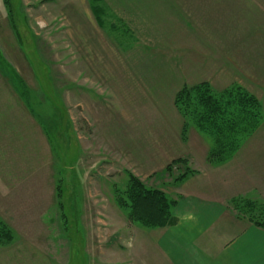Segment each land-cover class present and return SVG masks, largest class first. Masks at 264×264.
<instances>
[{
  "label": "rangeland",
  "instance_id": "obj_1",
  "mask_svg": "<svg viewBox=\"0 0 264 264\" xmlns=\"http://www.w3.org/2000/svg\"><path fill=\"white\" fill-rule=\"evenodd\" d=\"M254 2L105 0L101 28L89 0H5L14 32L0 33V218L16 239L0 240V264L137 259L139 237L161 230L136 229L114 192L134 173L177 201L198 163L158 170L155 146L182 130L174 101L185 86L244 88L231 61L244 46L236 25L263 0ZM229 205L264 218L257 192Z\"/></svg>",
  "mask_w": 264,
  "mask_h": 264
},
{
  "label": "crops",
  "instance_id": "obj_2",
  "mask_svg": "<svg viewBox=\"0 0 264 264\" xmlns=\"http://www.w3.org/2000/svg\"><path fill=\"white\" fill-rule=\"evenodd\" d=\"M244 16L236 25L244 46L241 55L237 52L231 62L241 73L244 89L264 97V0ZM251 21L254 22L252 27ZM12 31L10 12L5 0H0L2 38ZM115 59L121 60L118 56ZM0 71V79L8 78L6 70L1 68ZM109 76L107 80H117L116 74ZM239 77L238 73L236 78ZM261 106L263 118L259 128L233 160L218 167L208 166L209 142L195 130H188L186 141L182 139V130L161 136V145L157 141L155 146L160 155L158 170L189 156L196 160L199 170L178 188L174 222L152 229L161 232L150 242L139 237L136 249L139 256L131 264H264V228L236 216L229 205L232 200L251 192L264 198V104ZM148 166L156 167L153 158ZM132 224L138 229L139 224Z\"/></svg>",
  "mask_w": 264,
  "mask_h": 264
},
{
  "label": "trees",
  "instance_id": "obj_3",
  "mask_svg": "<svg viewBox=\"0 0 264 264\" xmlns=\"http://www.w3.org/2000/svg\"><path fill=\"white\" fill-rule=\"evenodd\" d=\"M89 1L96 22L104 28L102 17L105 15L101 3L105 0ZM174 104L184 118L183 141L187 140L189 126L192 124L209 142L207 162L212 166H221L233 160L259 128L263 118L259 101L244 88L237 86L222 93H217L207 84L192 88L185 86L176 94ZM184 159L174 160L164 171L168 172L174 165L186 162ZM194 174L180 181L184 183ZM127 175L125 188L116 189L114 193L116 203L127 211L129 220L148 230L171 225L177 201L171 200L163 192L151 190L132 173ZM256 202H253L254 207ZM249 220L264 228V218ZM6 236L10 241L16 239L13 230L0 218V240L6 239Z\"/></svg>",
  "mask_w": 264,
  "mask_h": 264
}]
</instances>
